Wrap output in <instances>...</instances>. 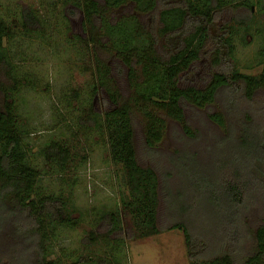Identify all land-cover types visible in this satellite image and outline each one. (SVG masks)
<instances>
[{"label": "trees", "instance_id": "obj_1", "mask_svg": "<svg viewBox=\"0 0 264 264\" xmlns=\"http://www.w3.org/2000/svg\"><path fill=\"white\" fill-rule=\"evenodd\" d=\"M249 1L72 0L73 8L66 10L70 16L81 13L83 32L87 30L89 34L86 39L79 36L74 39L84 40L96 59L94 77L84 84L89 89L88 98L103 91L110 101L118 103L102 113L91 109L87 118L96 132L107 137L111 160L124 172L129 197L122 199V211L131 216L136 237L144 238L164 230L182 231L191 264H264L263 125L249 112L238 128L224 120L223 114L213 113L210 117L225 129L224 136H220L216 130L209 129L207 134L194 129L185 113L187 105L203 109L215 104L222 90L232 91L258 105L255 97L264 90V68L259 75L239 71L234 61L232 26L228 23L214 26L217 16L228 8L246 7L252 12ZM127 6L134 11L116 19L114 15ZM51 30L44 15L32 8L22 9L19 23L9 24L0 15V70L10 80L9 84H0V233L11 226L25 244L14 248L10 258L1 257L0 264H88L90 261L80 256L66 263L52 257L50 246L57 226L74 228L76 221L64 196L38 190L42 169L36 156L42 157L44 168L62 172L73 154L69 144L53 140L39 148L36 155L26 142L30 133L16 100L23 88L34 89L43 83L41 77L18 70L9 45L17 34L37 33L42 41L51 39ZM210 44L212 50H208ZM99 51L115 53L122 65H117L120 76L127 69L128 82L136 81V96L129 101L120 102L119 81L112 77L111 67L97 56ZM203 53L212 54L211 63L217 70L204 88L183 86V73L191 71ZM66 84L65 88L72 87ZM50 87L47 83L46 89ZM74 97L78 98V92ZM231 104L236 107V101L231 100ZM151 105L163 110L164 115L155 113ZM258 106L261 107L255 109L264 114V105ZM136 108L147 120L142 141L147 164L140 162L135 143ZM166 117L176 122L188 138L197 140L202 134L207 136L210 148L215 151L210 172L199 171L197 153L184 150L187 142L172 153L158 149L167 128ZM81 121H77L78 125ZM90 131L83 133L89 137ZM234 140L238 142L236 145ZM228 148L231 157L225 155ZM162 153L169 157L160 159ZM242 153L245 163L241 161ZM174 181L180 186L175 188ZM257 207L261 210H254ZM254 213L260 222L247 229L245 222ZM101 224L107 230L101 235L95 232V236L92 232L94 242L106 245L114 234L117 246L133 236L123 228L117 210L104 213ZM96 264H120V256L110 253L107 261L100 259Z\"/></svg>", "mask_w": 264, "mask_h": 264}, {"label": "rangeland", "instance_id": "obj_2", "mask_svg": "<svg viewBox=\"0 0 264 264\" xmlns=\"http://www.w3.org/2000/svg\"><path fill=\"white\" fill-rule=\"evenodd\" d=\"M249 2L253 8L252 12L246 7L228 8L223 14L217 16L214 26L217 28L224 23L232 26L235 32L234 61L236 68L245 73L259 75L264 68V56L262 55L264 0H250ZM71 4L72 0H0V15L9 24L12 21L20 22L22 9L32 8L39 15H44L52 29L51 39L42 41L37 33L17 34L9 45L11 54L16 57V60L12 61L18 64V70L22 73L27 72L30 76L41 77L43 83L34 89L23 88L16 97L21 118L30 133L26 142L37 155L39 148L45 147L53 140L64 141L70 145L73 154L65 171L62 172L55 171L57 170L55 168V170L44 168L42 157L33 156L34 158L36 156V162L42 169L38 190L43 194L55 193L64 196L70 205L71 217L76 221L74 228L57 226L56 237L50 246L52 257L69 263L80 256H85L90 260L88 264H96L100 259L107 261L109 254L114 253L120 256V264H191L182 231L164 230L156 235L139 238L135 236L137 231L131 216L128 212L122 211V199L129 197L124 172L120 165H115L111 160L107 137L96 132L94 124L87 118L91 109L102 113L106 109L116 107L118 103L110 101L103 91L88 98L86 91L88 88H84V84L94 77L96 59L91 47L86 46L84 40L74 39V36L86 39L89 32L87 30L83 32L81 13L70 16L66 12L73 8ZM122 11L114 17L122 19L134 9L127 6ZM17 31H20V25ZM208 50H212V44L208 46ZM97 56L111 67L112 77L119 81L120 102L129 101L136 96L134 88L136 81L131 82L132 84L128 82L127 69L124 71V76H120L117 65L121 62L115 53L108 54L99 51ZM212 59V54L203 53L202 58L192 67L193 69L183 73V86L204 88L212 73L217 70L211 63ZM66 82L72 87L65 88ZM1 83L9 84L10 80L0 70ZM47 83L51 85L48 90L46 89ZM77 92L78 98L74 97ZM257 94L255 100L259 102L258 105L263 106L264 90ZM1 99L0 90V101ZM231 100L236 101V107L231 104ZM258 105L254 106L244 96H236L232 91L222 90L215 104L203 109L187 105L185 113L194 129H200L207 134L209 129L216 130L220 136H224L225 129L210 117L213 113L223 114L224 120L229 124L238 125V128L245 120L246 112H249V115L254 117V120L256 118L264 129L263 111L255 109L261 107ZM151 107L155 113L164 115L163 110H157L152 105ZM135 115L137 120L135 143L139 151L138 156L141 163L147 164L149 163L147 153L142 147L147 120L138 109L135 110ZM81 118L84 120L81 121ZM165 120L167 128L162 141L157 144L158 149L172 153L183 148L187 142L184 150L190 154L197 153L199 171L210 172V163L214 159L215 151L210 148L211 141L207 136L202 134L197 140L188 138L176 122L167 117ZM77 121H81L82 126L78 125ZM89 129H91V135L86 137L83 131ZM234 142L235 145L238 143L236 140ZM225 155L232 156L229 148ZM159 157L161 159L169 156L162 153ZM241 161L245 163L243 153ZM173 168L175 169L176 165ZM174 183L175 188L180 186L178 181ZM163 204L161 200L162 212ZM116 210L120 212L123 228L133 236L117 246L113 241L114 234L110 236L106 245L104 242H94L91 239L92 232L95 236V232L101 235L107 230L106 226L101 224L102 215ZM254 210L260 211L261 207ZM248 218L250 219L245 222L247 229L254 228L260 222L256 213ZM24 245V241L22 244L13 227H5L0 233V258H10V252L14 248ZM30 252L33 254V251ZM35 256L37 257V254ZM32 260L35 261V258Z\"/></svg>", "mask_w": 264, "mask_h": 264}]
</instances>
